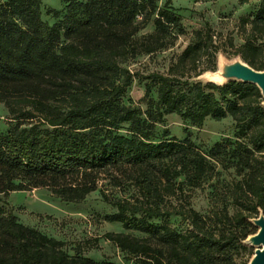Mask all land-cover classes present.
I'll return each instance as SVG.
<instances>
[{
	"label": "trees",
	"instance_id": "1",
	"mask_svg": "<svg viewBox=\"0 0 264 264\" xmlns=\"http://www.w3.org/2000/svg\"><path fill=\"white\" fill-rule=\"evenodd\" d=\"M43 1L0 0V103L15 122L0 132V195L44 188L80 202L97 190L100 174L118 172L114 185L129 181L136 194L109 200L101 193L116 209L103 220L142 237L106 233L103 239L127 260L247 264L243 241L257 231L250 220L264 215V106L253 84L192 81L215 69L214 30L208 23L194 30L165 73L143 78V98L154 88L156 99L149 98L152 107L142 118L123 104L134 77L125 64L185 34L170 1L158 7L159 0H59L61 12L49 10L57 19L52 25L42 19ZM150 22L153 31L138 34ZM237 29L244 38L236 54L264 70V0L239 18ZM227 44L234 47L231 39ZM167 115L198 128L229 116L234 139L207 150L188 138L152 141L154 124ZM125 125L131 134L118 132ZM225 155L239 177L231 187L232 211L222 205L201 214L189 193L218 178L214 162ZM63 246L0 206V264H112L68 256Z\"/></svg>",
	"mask_w": 264,
	"mask_h": 264
},
{
	"label": "rangeland",
	"instance_id": "2",
	"mask_svg": "<svg viewBox=\"0 0 264 264\" xmlns=\"http://www.w3.org/2000/svg\"><path fill=\"white\" fill-rule=\"evenodd\" d=\"M169 1L181 18L185 34L178 36L172 46L150 56H139L125 64L134 77L127 89L123 104L140 110L142 118H146L145 114L152 107L149 98L151 101L156 99L154 88L151 89L147 98H143L146 83L143 78L150 73H165L176 56L191 41L192 32L208 23L216 33L214 40L219 47L216 53L215 69L214 67L210 68L197 78L192 79V81L207 83L209 80L205 78V74L216 71L220 59L231 62L240 58L235 51L242 44L244 36L237 29L238 20L241 16L251 13L259 0H250L243 5H240L237 0ZM164 2L165 0H159L157 6L162 7ZM43 7L42 19L50 25L57 22L49 10L54 9L61 12L60 1L44 0ZM152 31L153 25L150 22L138 34L144 35ZM229 39L232 40L233 48L227 44ZM11 118L6 107L0 103V132L6 133L15 125ZM235 131V123L229 116L220 121L207 119L198 128L184 123L176 115H167L163 122L154 124L152 141L156 142L171 137L179 140L188 138L201 149L207 150L224 138L233 140ZM118 132L131 134L127 125ZM228 160L229 156L225 155L220 157L218 162H214L216 170L220 173L218 178L207 180L200 188L190 191L191 206L201 214H206L211 208H220L222 205H227L228 210L232 211L230 206L231 187L239 177L235 175L234 167ZM119 176L118 172L114 173L113 171L100 174L97 190L80 202H67L53 195L47 189L37 188L31 191L0 195V206L6 212L13 213L22 225L35 228L48 237L63 242V250L68 256L80 253L94 263L135 264L133 261L127 260L126 255L113 244L103 239V235L106 233H125L142 237L137 232L124 230L118 223H108L103 220L105 215L116 212V209L104 202L101 193H104L109 200H132L136 194V190L129 181L119 186L114 185L115 179L111 178H119ZM173 223L178 226L177 221ZM248 248V252L241 258V261L250 260L252 257L255 247L248 246Z\"/></svg>",
	"mask_w": 264,
	"mask_h": 264
},
{
	"label": "water",
	"instance_id": "3",
	"mask_svg": "<svg viewBox=\"0 0 264 264\" xmlns=\"http://www.w3.org/2000/svg\"><path fill=\"white\" fill-rule=\"evenodd\" d=\"M217 67L218 64H217ZM217 72H210L209 74H216ZM221 83L208 81L213 84L222 85L229 81H236L242 83H249L255 85L260 91L264 106V70H254L247 64L242 62L240 58L231 62L224 61L220 66L218 72ZM250 222L257 228L255 234L250 235L243 241V244L250 247H255L254 253L250 258L248 264H264V215L262 212Z\"/></svg>",
	"mask_w": 264,
	"mask_h": 264
},
{
	"label": "bare ground",
	"instance_id": "4",
	"mask_svg": "<svg viewBox=\"0 0 264 264\" xmlns=\"http://www.w3.org/2000/svg\"><path fill=\"white\" fill-rule=\"evenodd\" d=\"M224 62V60H222V59H220L219 61H218V66L219 67H217V69H216V74H205V78L207 79V80H211V81H213V82H216V83H221L222 82V80L219 78V76H218V72L220 71V66H221V64Z\"/></svg>",
	"mask_w": 264,
	"mask_h": 264
}]
</instances>
